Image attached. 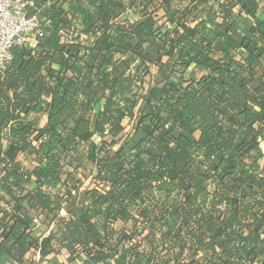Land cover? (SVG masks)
Here are the masks:
<instances>
[{
	"label": "trees",
	"instance_id": "1",
	"mask_svg": "<svg viewBox=\"0 0 264 264\" xmlns=\"http://www.w3.org/2000/svg\"><path fill=\"white\" fill-rule=\"evenodd\" d=\"M29 1L42 36L0 71V250L264 264V0Z\"/></svg>",
	"mask_w": 264,
	"mask_h": 264
},
{
	"label": "built area",
	"instance_id": "2",
	"mask_svg": "<svg viewBox=\"0 0 264 264\" xmlns=\"http://www.w3.org/2000/svg\"><path fill=\"white\" fill-rule=\"evenodd\" d=\"M33 6L29 0H0V71L12 60L13 47L30 45L42 36L37 16L28 15Z\"/></svg>",
	"mask_w": 264,
	"mask_h": 264
},
{
	"label": "crops",
	"instance_id": "3",
	"mask_svg": "<svg viewBox=\"0 0 264 264\" xmlns=\"http://www.w3.org/2000/svg\"><path fill=\"white\" fill-rule=\"evenodd\" d=\"M240 26H243L244 24L239 22ZM39 123L41 126L45 124V116L39 117ZM264 141L260 143L261 151L264 154L263 146ZM22 160H24V157H21ZM24 165H27L24 163ZM61 215L65 216L66 213L64 211L61 212ZM30 218L33 220V226L35 230V235L38 239V241H41L42 238H45L49 231L51 230V227H46L41 224L42 217H38L36 213H31ZM80 262H83L84 259H79ZM0 264H78L77 262H72L70 260L68 254L65 251H61L58 254H51L46 257H42L39 253L38 249H31L22 259L21 262L13 261L6 253L2 252L0 250Z\"/></svg>",
	"mask_w": 264,
	"mask_h": 264
},
{
	"label": "rangeland",
	"instance_id": "4",
	"mask_svg": "<svg viewBox=\"0 0 264 264\" xmlns=\"http://www.w3.org/2000/svg\"><path fill=\"white\" fill-rule=\"evenodd\" d=\"M34 40V39H33ZM32 40H31V44H32ZM30 45H27L26 47H29ZM194 74V77L196 78L199 73L197 72H194L193 73V69H190L187 74H186V78H190L191 75ZM129 128L126 129V131H128ZM263 149H264V145L262 146ZM86 167V168H85ZM93 166L91 165H86V166H81L80 167V170L76 172L75 174V178H78L80 182H78L76 184L77 188H78V193L79 194H85L86 192H88V190H93L94 189V185H93V181H92V176H93ZM91 174H90V173ZM99 191L102 190L101 188H97ZM75 194V192H73ZM72 193L73 196H75L74 194ZM83 196V195H82ZM76 202H79V199L76 200Z\"/></svg>",
	"mask_w": 264,
	"mask_h": 264
}]
</instances>
